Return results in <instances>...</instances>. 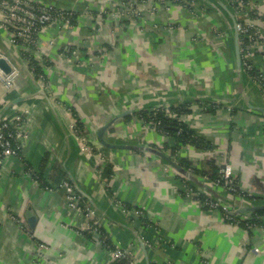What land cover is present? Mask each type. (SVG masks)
<instances>
[{"label": "crops", "instance_id": "1", "mask_svg": "<svg viewBox=\"0 0 264 264\" xmlns=\"http://www.w3.org/2000/svg\"><path fill=\"white\" fill-rule=\"evenodd\" d=\"M29 1L73 15L31 55L0 28V106L25 134L0 170V264H127L116 248L137 264H264V94L237 60L229 0ZM253 63L264 77V49ZM157 110L198 143L176 147L139 114ZM225 163L240 195L213 183Z\"/></svg>", "mask_w": 264, "mask_h": 264}, {"label": "built area", "instance_id": "2", "mask_svg": "<svg viewBox=\"0 0 264 264\" xmlns=\"http://www.w3.org/2000/svg\"><path fill=\"white\" fill-rule=\"evenodd\" d=\"M229 4L234 10L236 17L235 24L241 65L259 85L264 94V77L253 63L254 54L264 49V38L260 35L254 23L258 13L254 11L251 0H229ZM0 12L2 14L0 28L8 31L10 39L15 44H19L29 55L33 54L32 52L38 44V35L42 27L50 24L67 25L73 15L71 11L50 8L44 4H32L29 0H0ZM12 79L11 76L4 78L6 83L12 82ZM151 123L158 128V122ZM22 125V116L17 109H13L11 113H8L7 110L4 111L0 106V170L7 158L17 155L20 140L25 138V134L22 132ZM180 131L181 129H178V133ZM213 183L222 186L234 195L241 194L232 167L228 163L221 165L217 169ZM60 186L67 189L66 201L68 206L78 209L80 196L71 190L67 180L63 181ZM183 193L198 201H202L209 208L216 209L220 207V204L210 196H204L203 199H200L198 193L189 188L185 187ZM119 208L121 211H125L123 206H119ZM84 212L85 216L91 214L90 208H85ZM225 215L226 218L232 219L226 210ZM86 230L93 232L99 244L105 242L103 233L97 225L88 224ZM110 254L115 259L125 258L127 264H137L126 249H112Z\"/></svg>", "mask_w": 264, "mask_h": 264}, {"label": "trees", "instance_id": "3", "mask_svg": "<svg viewBox=\"0 0 264 264\" xmlns=\"http://www.w3.org/2000/svg\"><path fill=\"white\" fill-rule=\"evenodd\" d=\"M34 65V69L36 72H39V68L36 65V63H32ZM169 110L176 113V115L182 114V112H186V109L183 108H177V107H169ZM140 117H142L145 120L152 121L154 123L158 122V128L164 130L165 132H169L174 138H175V145L179 146L184 143H198L197 139L193 137L191 131L186 129V127L183 125L182 122L177 121L175 118H170L168 115H166V112L162 110L157 111H150V112H141L139 113ZM178 129H181V131L178 133ZM218 169V168H217ZM217 172V171H216ZM216 176V175H215ZM264 211V210H262ZM261 211V212H262ZM260 212V211H258ZM118 264H126L125 261L120 262Z\"/></svg>", "mask_w": 264, "mask_h": 264}, {"label": "water", "instance_id": "4", "mask_svg": "<svg viewBox=\"0 0 264 264\" xmlns=\"http://www.w3.org/2000/svg\"><path fill=\"white\" fill-rule=\"evenodd\" d=\"M234 38H235V41H234V44H235V51H236V56H237V60L238 62L240 63V50H239V43H238V34H237V31H236V24L234 25ZM0 68L5 72H9L10 71V67L9 65L6 63V61L4 59H0ZM260 112H262L264 114V106L263 107H258L257 108ZM106 126L100 128L98 134H99V138L100 140L102 141V143L108 145L103 137H102V133L103 131L105 130ZM108 146H112V147H119V145H108ZM33 219L31 218L30 221H32Z\"/></svg>", "mask_w": 264, "mask_h": 264}, {"label": "rangeland", "instance_id": "5", "mask_svg": "<svg viewBox=\"0 0 264 264\" xmlns=\"http://www.w3.org/2000/svg\"><path fill=\"white\" fill-rule=\"evenodd\" d=\"M26 1V0H25ZM32 4H34L35 2H32V1H30Z\"/></svg>", "mask_w": 264, "mask_h": 264}]
</instances>
